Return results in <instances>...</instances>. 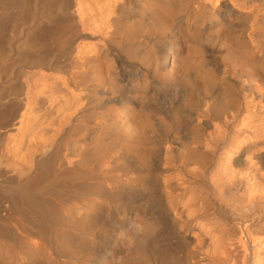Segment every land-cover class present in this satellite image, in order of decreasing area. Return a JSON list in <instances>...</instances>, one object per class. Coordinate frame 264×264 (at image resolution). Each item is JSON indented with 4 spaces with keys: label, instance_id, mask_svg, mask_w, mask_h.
<instances>
[{
    "label": "bare ground",
    "instance_id": "bare-ground-1",
    "mask_svg": "<svg viewBox=\"0 0 264 264\" xmlns=\"http://www.w3.org/2000/svg\"><path fill=\"white\" fill-rule=\"evenodd\" d=\"M0 264H264V0H0Z\"/></svg>",
    "mask_w": 264,
    "mask_h": 264
}]
</instances>
